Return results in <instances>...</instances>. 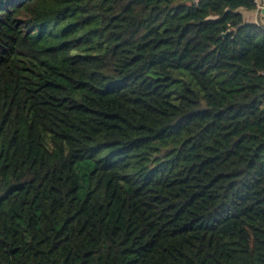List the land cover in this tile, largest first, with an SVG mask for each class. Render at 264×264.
Masks as SVG:
<instances>
[{"label":"trees","instance_id":"trees-1","mask_svg":"<svg viewBox=\"0 0 264 264\" xmlns=\"http://www.w3.org/2000/svg\"><path fill=\"white\" fill-rule=\"evenodd\" d=\"M242 11L0 0V264H264V18Z\"/></svg>","mask_w":264,"mask_h":264},{"label":"rangeland","instance_id":"rangeland-1","mask_svg":"<svg viewBox=\"0 0 264 264\" xmlns=\"http://www.w3.org/2000/svg\"><path fill=\"white\" fill-rule=\"evenodd\" d=\"M257 2V11L256 14H254V17L256 15L257 20L256 19H252L255 23H259V22H263V18L261 15L262 13H264V10H260L261 8H264V3L261 0H256ZM260 8V9H259ZM178 73H175V76H177ZM186 82H189V79L185 78ZM87 173L88 170L87 168H84L83 171L80 173L81 175V180H82V192L85 191L86 189V185H87Z\"/></svg>","mask_w":264,"mask_h":264},{"label":"crops","instance_id":"crops-1","mask_svg":"<svg viewBox=\"0 0 264 264\" xmlns=\"http://www.w3.org/2000/svg\"><path fill=\"white\" fill-rule=\"evenodd\" d=\"M263 3H264V0H261ZM242 13L245 15V17H246V19H248V20H251L252 21V19H256L257 20V17H256V15H255V17H254V14H256V12L255 13H250V12H247V11H242Z\"/></svg>","mask_w":264,"mask_h":264},{"label":"built area","instance_id":"built-area-1","mask_svg":"<svg viewBox=\"0 0 264 264\" xmlns=\"http://www.w3.org/2000/svg\"><path fill=\"white\" fill-rule=\"evenodd\" d=\"M260 9V8H259ZM260 10H264V8H261Z\"/></svg>","mask_w":264,"mask_h":264}]
</instances>
